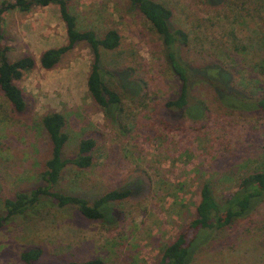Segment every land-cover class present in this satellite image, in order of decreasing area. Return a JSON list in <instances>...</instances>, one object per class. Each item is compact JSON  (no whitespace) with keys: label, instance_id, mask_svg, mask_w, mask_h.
I'll list each match as a JSON object with an SVG mask.
<instances>
[{"label":"rangeland","instance_id":"obj_1","mask_svg":"<svg viewBox=\"0 0 264 264\" xmlns=\"http://www.w3.org/2000/svg\"><path fill=\"white\" fill-rule=\"evenodd\" d=\"M155 1L173 11V29L189 34V46L181 49L188 64L198 70L207 64L226 68L239 96L264 91V0H248L244 7L227 6L225 0ZM3 2L15 0H0V6ZM69 10L80 31H95L99 39L119 32L120 48L100 53L105 82L122 97L123 112L108 115L90 95L94 55L87 44L65 55L54 70L41 68L45 51L67 43L57 5L6 12L2 44L10 48L9 60L32 56L37 66L15 82L24 93V112H16L0 90L1 206L45 184L52 146L43 118L51 111L66 118L64 159L75 157L83 138L98 144L92 168L68 165L57 191L91 204L115 190H129L130 197L111 203L112 223L87 220L75 206L43 199L0 231V264H25L21 253L31 247L43 250L35 264L97 258L105 264H159L196 217L206 183L222 204L244 177L263 169L264 115L224 106L213 87L197 80L190 102L205 104L204 119L167 108L180 93V80L162 39L129 0H71ZM205 243L190 264H264V201L250 217L211 233Z\"/></svg>","mask_w":264,"mask_h":264},{"label":"trees","instance_id":"obj_2","mask_svg":"<svg viewBox=\"0 0 264 264\" xmlns=\"http://www.w3.org/2000/svg\"><path fill=\"white\" fill-rule=\"evenodd\" d=\"M71 0H15L14 3L3 2L0 6V90L13 106L16 112L22 113L27 108L23 90L15 82L21 81L26 73L33 71L37 62L32 56H25L16 61H10V48L2 44L4 40L2 24L3 15L10 10L30 13L38 7L57 5L67 31V43L59 48H51L40 57L41 68L46 71L54 70L64 56L72 52L79 44H87L94 55L91 70L87 80L90 95L98 106L108 115L116 110L123 112L122 97L111 90L104 78L101 65V49L115 51L121 46V36L118 31L110 30L99 39L92 30L80 31L77 18L69 10ZM211 2L222 0H209ZM248 0H225L231 7L235 4L244 5ZM132 8L138 10L151 24L160 36L164 45V54L173 73L178 76L181 89L179 95L166 103V107L185 113V116L200 120L208 115L202 101L191 103V88L197 80L213 87L222 104L234 110L257 111L264 115V91L259 96H239L233 87L229 86L231 75L221 65H205L201 69L192 67L181 55V49L189 46V34L182 29H173L171 20L173 11L166 5L155 0H129ZM242 7V9H243ZM237 94V95H236ZM264 117V116H263ZM43 126L51 142V157L46 162L42 175L44 185L20 192L14 199L8 198L3 206L0 202V231L11 220L24 215L27 211L35 210L42 205L43 199L49 198L58 206H75L87 220L115 222L114 210L111 203L123 201L130 197L129 190H115L106 193L92 204L80 196L65 195L57 191L64 170L73 165L81 170L92 168L95 164V151L98 147L96 139L83 138L74 158L64 159V149L69 141L65 132L66 118L63 114L51 111L43 118ZM264 201V167L260 171L244 177L239 190L220 204L213 193L210 183L201 190V202L197 207V215L179 234L175 242L166 248L159 264H190L193 255L210 239L211 233L232 227L238 220L246 219ZM206 238V239H202ZM196 246V248H195ZM195 250V252H194ZM43 255L39 247H31L21 253L25 264H35ZM68 264H105L100 259L85 262H70Z\"/></svg>","mask_w":264,"mask_h":264},{"label":"crops","instance_id":"obj_3","mask_svg":"<svg viewBox=\"0 0 264 264\" xmlns=\"http://www.w3.org/2000/svg\"><path fill=\"white\" fill-rule=\"evenodd\" d=\"M51 6V5H50ZM60 10V9H59Z\"/></svg>","mask_w":264,"mask_h":264}]
</instances>
